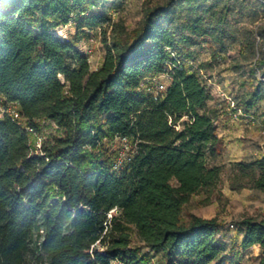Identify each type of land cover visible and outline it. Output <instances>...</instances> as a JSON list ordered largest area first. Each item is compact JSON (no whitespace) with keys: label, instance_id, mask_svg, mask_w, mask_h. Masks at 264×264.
<instances>
[{"label":"trees","instance_id":"obj_1","mask_svg":"<svg viewBox=\"0 0 264 264\" xmlns=\"http://www.w3.org/2000/svg\"><path fill=\"white\" fill-rule=\"evenodd\" d=\"M196 1L145 8L129 41L113 38L92 70L76 44L56 34L69 23H108L90 0H0V101L14 104L33 133L41 120L58 129L34 148L21 123L0 117V264H151L131 250V233L162 264L231 263L221 256L217 218L181 216L220 175L206 158L221 143L211 95L188 55L199 39L222 47L225 20L207 24L215 6ZM178 3H188L181 24L170 12ZM254 65L264 76V58ZM163 73L164 92L141 91ZM258 99V86L244 108L232 98L245 114ZM122 138L126 152L112 149L109 141ZM236 165L264 191V157ZM238 224L239 247L258 246L264 264V219Z\"/></svg>","mask_w":264,"mask_h":264},{"label":"rangeland","instance_id":"obj_2","mask_svg":"<svg viewBox=\"0 0 264 264\" xmlns=\"http://www.w3.org/2000/svg\"><path fill=\"white\" fill-rule=\"evenodd\" d=\"M165 1L90 0V4L105 14L109 22L92 30L78 29L75 23H69L56 29V34L73 41L80 51L84 50L83 47L90 49L91 54L86 56L91 69L102 62L106 46L112 43L113 38L129 41L132 32L141 24L145 8ZM196 5L201 8L215 6L204 15L207 24L214 26L218 19L225 20L223 33L220 35L222 47L210 37L199 39L190 48L188 55L190 65L200 69V78L211 95L207 110L215 117L218 129L216 133L220 134L218 138L221 143L216 155L210 159L207 154L206 158L209 166L219 167L220 175L214 187L200 191L190 198L182 208L181 216L185 222L190 216L217 218L221 223L217 238L234 240L241 231L238 224L241 220L248 217L264 219V191L254 189L252 175H241L242 171L236 165L264 157V76L254 65L258 58H264V0H197ZM170 12L173 13L176 24L184 23L189 13L188 3H178ZM89 38H93L94 42L89 43ZM221 48L222 52H219ZM157 82L169 84L165 76L158 77ZM143 84L142 92L159 94L151 79L145 80ZM257 86L259 99L250 110L254 120L234 116L226 97L233 98L244 108L243 98ZM13 108L15 106L3 105L0 101V117L2 111ZM20 122L27 126L24 121ZM57 134L58 129L53 123L38 121L37 132L32 135V145L39 148L45 140ZM126 143L109 141L112 149L124 152L128 148ZM206 196L208 202L205 203ZM230 224L233 228L229 227ZM130 248L138 257L151 264H162L161 258L151 253L134 233L130 236ZM233 252L234 249L230 250L226 246L221 256L229 259L232 264L254 263L253 255L243 263L234 260Z\"/></svg>","mask_w":264,"mask_h":264},{"label":"built area","instance_id":"obj_3","mask_svg":"<svg viewBox=\"0 0 264 264\" xmlns=\"http://www.w3.org/2000/svg\"><path fill=\"white\" fill-rule=\"evenodd\" d=\"M88 42L89 43H93L94 42V39L93 38H89ZM83 49H84L83 51H80L79 50L81 54H83L85 56L91 54V50L88 49L87 47H83ZM172 56L174 57V54H172ZM161 76L162 77L165 76L166 79H167V81H170V76H169L168 73L160 74L157 77L151 79V83L154 84V87L156 88V90L158 92H164L165 89H166V87H167L166 84H162V83H158L157 82L158 77H161ZM226 99L228 101L229 107L233 111V115L234 116L239 115V116L247 117V118L251 119L252 121L254 120L253 115H251V114H245L239 108H237L236 105H235V103L233 102L232 98L226 97ZM11 105L15 106L14 104H11ZM16 108L17 107L15 106V108H13L11 110L8 109V110L2 111V115H5V116L9 117L10 119H12L14 121H18L19 123H21L20 121H22V119H21V116H20V113H19L18 109H16ZM24 128H25V130H26V132L28 134H33V130L30 127L24 126ZM120 141L126 143V139L125 138H122ZM229 227L230 228H233V225L230 224Z\"/></svg>","mask_w":264,"mask_h":264},{"label":"crops","instance_id":"obj_4","mask_svg":"<svg viewBox=\"0 0 264 264\" xmlns=\"http://www.w3.org/2000/svg\"><path fill=\"white\" fill-rule=\"evenodd\" d=\"M103 56H104V53H103ZM103 56H102V59H103ZM101 59V61H102ZM101 65V62L98 63L97 67H93L91 68L92 70H96L100 67ZM217 125V124H216ZM217 127V126H216ZM218 130V129H217ZM218 137H220V134H218ZM242 230L238 233V237L234 238V240H220V242L224 245V247L228 246L229 249H234L235 252H233V255L235 256L234 257V260H237L238 262H245L246 259H248L249 256L253 255L254 257V263L253 264H257L258 263V259H259V248L258 246H252L248 249H245V250H242L239 245H240V242L242 240ZM254 251V252H253ZM227 264H232V263H227Z\"/></svg>","mask_w":264,"mask_h":264}]
</instances>
